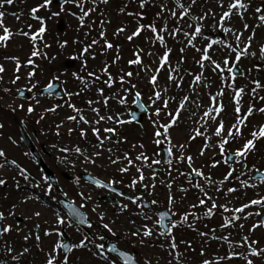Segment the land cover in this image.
<instances>
[{"label":"snow or ice","instance_id":"obj_1","mask_svg":"<svg viewBox=\"0 0 264 264\" xmlns=\"http://www.w3.org/2000/svg\"><path fill=\"white\" fill-rule=\"evenodd\" d=\"M110 0H64V3L60 5L59 12H53L52 16H59L61 12L65 11L64 5L74 4L79 12H72L71 15L76 16L79 20V26L85 27L86 21L93 13H99L101 17L104 16V12L100 11V5H108ZM131 2V0H130ZM14 0H0V46L7 47L9 41L14 35H22L30 39L33 44V50L31 56L27 59V65L32 66V70L28 73V79L31 81L32 77L36 75L35 72V60L33 57L47 56V53H41L37 41L42 40L45 32L47 31V23L45 18L37 16L36 14L40 9H49L53 4V0H43V3L33 7L31 9V16L33 19L39 20L41 26L36 32H29L20 29L18 32H13L4 22L6 12L3 11L5 5H12ZM137 11H129L128 4H125L120 8V13L127 16H134L136 18L137 26L130 34L126 36L129 42L134 41L137 37H140L142 33H151L147 37L150 44V48L146 51L143 47L138 45L134 46L133 56L134 59L128 61L129 70H120L119 76H114L109 71L111 65L105 63L100 69V72H88V76L91 77V81L85 80L83 77L76 75L78 80L84 84V90L92 84L97 82L103 83L109 89L115 88L110 95H105L104 87H98L97 93L99 99H89L87 101L88 110L93 113V118H89L85 114V110L78 108L74 103L67 102V107L71 108L75 115H70L67 120L75 122L76 124L88 125L92 134L95 136V143L92 144L95 151L89 152L87 148H82L80 145L75 147H60L59 151L64 155L57 157L60 163L66 166H71L73 169L77 166L78 162L85 165H95L97 159L102 157L105 152L109 155L107 157L111 165H117V171L121 174L129 173L130 170L135 167L138 176H133L131 183L128 185L131 189H136L137 185H142L146 190L151 187L155 189L156 185L144 184L146 179L144 175V167H152L153 164H159V160H153L149 163L150 157L141 151L135 159L132 158L129 152H124L121 155H117L120 149L117 147H105L106 142L111 144L114 138L118 135L119 129L117 125H124L131 121L125 120L121 117V114L111 110L110 100H116L120 105H125L128 102V95L133 94V103H136L139 107L145 108V105L141 103L142 92L139 89L137 83L133 82V78L140 77L141 73L144 74V78L147 83L151 85V95L148 96L149 106L153 107V115L156 117L152 121L155 131L156 145H161L163 142L168 144V155L173 156V147L180 150L179 155L176 157L177 163H186L190 172H180V175L189 177V184H192V177L201 178L204 183L197 182L193 186L199 189L202 193L201 197H198V203L192 204L191 208L195 209L200 206H204L211 201V206L206 208L205 215L212 217L216 214V209H222V213H228L229 215L224 219V222L220 225L221 229H241L245 228L244 223H238L240 221H247L249 218L255 216L258 217L251 227L247 230V233H239L240 239H231L233 233L229 232L225 235L216 236V229H211V239L222 241L227 245L225 254L217 255L214 258H204L201 264H228V262H234V264H264V246L261 245V240L255 238L251 233H255L257 229H264V171L260 167L253 164L251 167L248 165L249 156L256 152L257 141L264 140V123L257 124L250 132L249 136L245 135V129L251 124V119L257 114H264V105L257 106L256 100L264 102V82L258 78L250 79V87L247 85L237 84L239 77L248 78L252 69H248L247 72L242 70L241 60L242 58H258L260 63L255 65L256 70L259 72L264 69V43L260 44L259 52L252 50L254 41L257 38L256 29L264 28V3L260 4L252 10L251 15L254 18L255 23L250 24L248 22L249 10L252 8V0H215V3L219 9L207 7V0H204L205 7L198 9L197 0H136ZM146 7H156V11L153 21L149 24H145L142 21L146 17V13L143 11ZM15 15V13H13ZM239 17L242 22V29H238L233 25V17ZM17 19L20 17L17 16ZM170 22H174L171 23ZM96 21L92 20L88 25L89 28H93ZM106 23H111L110 20H100L101 31L99 36L103 39L104 43L101 45L104 52L114 47L113 43L107 39ZM29 29L32 27L28 25ZM249 29L251 31L249 32ZM126 32V27L121 26L116 29L114 35L119 36L120 33ZM222 33L224 38H216L213 33ZM245 32L248 35L245 36ZM231 38H234V41ZM172 40L179 44L180 58L173 60V48L169 47L168 41ZM204 41L205 43H200ZM67 41H63L60 44L61 48L67 46ZM100 40L92 39L90 44L85 45L77 57L83 59V66L87 67V59H84L89 53L90 49L99 44ZM159 45L163 49L162 54L156 50V46ZM45 47L50 45L45 44ZM117 49V55L113 63L118 62L121 59L119 54L120 46H115ZM192 49L196 53H199V57H193V64L198 67V71H193L191 67L183 68L187 57L184 55L186 50ZM234 54V57H233ZM92 58L95 59V53H91ZM152 57V63H145L144 57ZM6 59L11 60L15 64L14 79L11 80L12 84H16L21 79L19 73L24 66L19 57L10 56ZM134 66V67H133ZM183 69V70H182ZM211 72V76L207 75V72ZM6 72L4 64L0 63V81H3V74ZM166 73V80L161 82V73ZM220 78V84L218 91L212 92L213 85L216 84L215 77ZM190 78V79H188ZM187 79V86L185 87V81ZM119 85V87H116ZM127 85V87H125ZM37 87V84L32 83L31 87L27 90L31 92ZM54 85L49 83L45 89L47 92H52ZM176 90L183 92V95H178ZM5 92L11 91V89L5 88ZM230 91L231 100L234 104L233 112L230 118L227 117L226 105L222 99L225 92ZM20 97H24V91L17 89ZM73 93H69L70 97ZM79 95V92L75 93ZM248 95L250 101L247 107H244V96ZM205 97H207L208 103L205 104ZM36 103L40 101L33 96ZM172 103L176 104L175 109L170 108ZM95 105V106H94ZM102 105L104 111H101ZM11 107L13 112L16 111L15 107ZM18 107L23 110L24 105L20 104ZM59 105L47 109L46 111L55 112ZM27 111L29 114L35 111V108L29 104ZM163 113V117H162ZM182 113H185L187 120L192 121L195 127L188 131V141L196 140L198 137L202 138L204 143L200 150L199 155L204 156L205 152L209 148L219 150L221 159H213L210 168H217L222 164L227 166V172L219 181L215 180L211 174L205 173L203 169L195 166V158L188 154L185 155L186 144L180 143L174 145L172 142L171 130L179 127L180 123L184 120ZM135 117L133 116V119ZM227 118V122H226ZM43 119V116L41 117ZM111 123L113 126H108ZM63 126L61 124L56 125V135H60L59 129ZM4 128V124L0 123V129ZM74 131L73 128L68 129V135L70 136ZM87 128H80L79 135L82 138L87 139ZM3 133L0 132V136ZM163 138V140L161 139ZM215 138V139H214ZM13 144L16 143L11 137L8 138ZM243 143H240V141ZM126 142V137L124 138ZM115 143H121L120 140H116ZM233 144H239L238 147L233 148ZM57 145H53V148H57ZM136 147V145H133ZM139 147L143 149L145 146L140 144ZM74 157V158H73ZM81 158H83L81 160ZM141 162L137 164L136 162ZM126 162V163H125ZM169 160V165H171ZM6 165L14 166L19 176L23 177L25 181L33 182L35 177L31 175L28 169L21 166L16 159H9L8 153L5 148L0 147V169L5 168ZM239 165V168L237 167ZM177 171H179L177 169ZM249 173L253 175L249 176ZM171 174V173H169ZM156 173L153 172L152 179H155ZM241 176L246 177L241 179ZM43 181L47 184V191L51 194L52 184L49 182L50 177L45 175L42 177ZM92 183L101 189H110L113 192H117V189L113 187L118 183H123V179H110L105 182L100 179L89 177ZM231 180H239L241 188L254 189L255 198L248 200L239 206H230L232 193H236L239 189L235 186L224 188L226 183ZM77 183H79V177H77ZM7 180L0 178V186H5ZM16 187H21L19 181L16 182ZM33 187L40 188V183L35 182ZM169 189L168 204L170 206L175 205V196L171 194L172 182L167 184ZM215 189L217 193H223V199L225 203L218 204L217 200L221 197L210 195L209 190ZM180 190L187 193L188 189L181 186ZM67 196V193H64ZM83 201L90 200L91 194L80 192L78 194ZM121 197L125 196V193L118 192ZM151 195V193H149ZM245 195L247 192L245 191ZM40 198L34 194L25 195L22 197L20 204L25 205L29 201H38ZM131 204L137 205L140 210L137 214L142 216L144 220H151L152 216L148 215L144 209L150 208V205H157L159 202L156 199H152L150 204L144 200V194L128 197ZM17 205L13 204L7 211L0 210V238L5 235H10L14 231H21L18 223H9V217L16 216ZM86 207V204L82 203L80 208ZM98 207V206H97ZM129 204L121 203L119 205L120 212L127 211ZM248 210V211H246ZM93 211H97L93 208ZM73 221L66 220L64 216L59 213L55 217V227L45 230L44 235L49 237H56L51 249L46 253L45 264H70L69 254L75 250L85 249L91 252L94 257L98 258L103 264H140V260L136 255L131 254L127 250H121L117 244H112L109 247H105V243H96L98 236L100 241L105 240V236L98 232H85L82 238L77 243H70L64 239L65 227H75L76 231H81V226H86L88 229L93 228V223L88 217L78 211L77 208L72 207L70 209ZM42 212L40 210H34L32 216L40 217ZM176 215L170 207L168 211L158 214V219L155 221V227L149 226L148 223L142 224L140 227L131 230L128 234L131 237H135L139 240L141 245L144 244L145 238L153 237L154 235L168 238L167 253L171 257L169 264H187L184 253L179 252V245L175 239L173 230L182 224H186L189 221V217L192 216L195 219H199V216L195 212H185L179 221L171 219ZM106 214L104 212L99 213V220L101 221V227L106 229L108 233L113 236L117 235L114 225L115 220L105 222ZM135 223V221H133ZM189 227L193 225L189 224ZM40 227L39 224L36 225ZM31 233L24 236V240L30 238ZM201 237H208L209 233L200 232ZM36 240H40L39 234L36 235ZM187 247L191 249L190 242H184ZM5 247L7 252L11 255L16 252V255H11L13 261H17L19 264L20 257L25 253H28L29 248L25 247L22 251H17L15 248L8 246L5 241ZM163 248L164 245L162 244ZM194 250V249H193ZM115 254V255H112ZM201 256H205V252L202 249ZM144 264H153L152 259L145 256L143 258ZM159 264V261L156 262Z\"/></svg>","mask_w":264,"mask_h":264},{"label":"rangeland","instance_id":"obj_2","mask_svg":"<svg viewBox=\"0 0 264 264\" xmlns=\"http://www.w3.org/2000/svg\"><path fill=\"white\" fill-rule=\"evenodd\" d=\"M127 3H133V0L129 2L130 0H126ZM43 3V0H14V3L12 5H5L3 11L6 12V15L4 17L5 24L12 29V31L18 32L20 29H23L24 31L29 32H36L39 27L41 26V23L39 20H35L33 24H29L31 16V9L39 4ZM264 3V0H252V8L249 10L248 14V22L250 24H254V18L251 15L252 10H254L255 7L260 6V4ZM198 9H203L205 7L204 0H197ZM135 4H132L131 7L128 6L129 11H137L139 10ZM122 7L124 5H121ZM120 0H110L108 5H100V11L104 12V16L101 17L99 14V20L103 19L105 21L110 20L111 23H106L105 27L107 29V39L111 42H116L120 46L119 54L121 56V59L114 63L112 67H110L109 71L113 73L114 76H119L120 70L124 69L125 71L129 70L128 61L130 59H134L133 51L134 46L138 45L140 47H143L146 51L150 48V44L147 40V37L151 35V33L145 32L142 33L140 37H137L134 41L129 42L126 39V36L131 33L137 26L136 18L134 16H127L120 13ZM207 7L210 8H216V10L219 12V9L215 3V0H207ZM65 11L61 12L59 16H52L53 12H59L60 7H56L52 4L50 10L49 9H40V11L36 14L37 16L43 17L46 20L47 23V31L44 34V37L42 40L37 41V45L41 51V53H47V56H40V57H33L35 60V72L36 75L32 77L31 81L28 79V73L32 70V66L27 65L26 61L31 56V52L33 50V44L30 41L29 38L24 37L22 35H14L13 38L9 41L8 46L2 47L0 46V63L4 64L6 68V72L3 74V81H0V123L4 124V128L0 129V132L3 133L2 136H0V147H3L6 149L8 153V158L16 159L17 161L26 164L28 161V157L25 156L26 153H24V148L20 144L18 132L15 129L14 125L11 123V117L6 115L4 113V110H6L9 106L15 107L16 110L19 109L18 105L23 104L24 108L23 110H20V112L16 111V117L19 119L20 117H25V113H28L27 108L29 104H31L35 111L31 114H29V118H41L43 116V121L47 122L46 127H44L43 131L38 132V129L34 132L30 131V137L36 143V145L44 146V159L46 162H48L51 165H55L56 161H59L57 157L64 155L59 151L60 147H75L76 145H80L82 148H87L89 152L95 151L97 149H93L92 144L95 143V136L92 134L91 129L88 125L84 124H76L75 122L67 120V117L70 115H75L76 113L73 112V110L69 107H67V102L74 103L78 108L84 109L85 114L91 119L93 118V113H91L88 110L87 101L89 99H99L97 88L98 87H104L105 89V95H110L113 91H115V88L109 89L106 85L103 83L97 82L96 84H92L88 90H84V84L81 82V80H78L76 78V75H79L83 77L85 80L91 81V77L88 76V72H100V69L104 66L105 63H107V57L105 55V52L103 51L101 45H103L104 41L100 38L98 35L95 39L100 40V43L95 45L90 49V53L84 57V59H87V67L83 66V59L75 58L78 56L80 51L82 50V46H85L87 43L84 42L80 34L78 33V28L76 25L75 17L71 15L72 12H78V9H72L69 6H64ZM132 8V9H131ZM158 9L156 7H146L144 9V12L146 13L145 19L142 21L145 24H149L153 21L154 15ZM15 13V15H13ZM19 16L20 18L17 19L16 17ZM63 20L65 24V31L62 34H59L56 31V26L59 20ZM93 20V16L91 18ZM100 22V21H99ZM233 25L234 27L238 29H242V22L240 21L239 17L234 16L233 17ZM174 23V22H170ZM28 25H31L32 27L29 29ZM125 26L126 32L120 33L119 36L114 35L117 28ZM96 29H100L101 31V25L99 23L98 27ZM251 29H249V32ZM257 32V38L254 41L253 49L259 52V46L260 44L264 43V28H258L256 29ZM0 33H2V30H0ZM214 37L216 38H224V35L222 33H213ZM248 35V32H245V36ZM234 41V38L229 37ZM63 41H67V46L64 48L60 47V44ZM169 47L173 48V54L172 58L173 60H178L180 58V52L179 47L180 45L175 43L174 41L170 40L168 41ZM200 43H205L204 41H201ZM50 45V47H45L44 45ZM78 45H82L79 47ZM114 45L113 54H117L116 45ZM80 48V49H79ZM156 50L159 51L161 54L163 52V49L159 47V45L156 46ZM91 53H95V59L92 58ZM184 55L187 57L186 62L183 65V68H189L191 67L193 71H198V67L193 64V57L196 58L199 57V53H196L192 49L186 50ZM10 56H16L19 57L22 64L24 65L20 70V77L21 79L16 83L12 84L11 80L14 79L15 73V64L13 61L6 59V57ZM116 57V56H115ZM114 57V58H115ZM234 57V54H233ZM72 60L74 62V65L71 69H66L64 67L65 63L67 61ZM145 63H152V57L145 56L144 57ZM260 63L258 58H242L241 65L242 70L247 72L248 69H252L250 76L248 78L245 77H238L237 84L240 85H247L250 87V79L252 78H258L262 82H264V69L261 71H257L255 68V65ZM134 67V66H133ZM183 70V69H182ZM207 75H212L211 72H207ZM161 82L166 80V73H161ZM190 79V78H188ZM57 80L61 83L65 96L62 100H55L52 98L47 97H40L38 92L40 89L44 88L49 82ZM216 84L213 85L211 91L216 92L218 91V87L220 84V78L218 76L215 77ZM133 82L137 83L139 86L140 91L142 92V103L145 105V108L147 109L146 115L143 117L141 123L134 124L132 122L126 123L124 125H117L116 127L119 129L118 135L115 137L116 140H120L121 143L117 144L115 141H113L111 144H108L106 142L105 147H112L113 149L119 148V153H116L117 155H121L124 152H129L133 159L141 152L143 151L146 155L150 157L149 163H151L153 160H158V148L161 145H164L168 147L167 142H163L161 145H156L154 143L156 137H155V131L156 128L154 127L152 121L156 119V117L153 115V107L149 106L148 96L151 95V85L147 83V80L144 78V74L141 73L140 77L133 78ZM35 83L37 84V87L33 89L30 94L31 98L30 101L26 103H21L15 101L13 98V94L17 91V89H25L27 90L29 87H31V84ZM68 84V85H67ZM187 86V79L185 81V87ZM116 87H119V85H116ZM127 87V85H125ZM8 88L11 89L9 92H5L4 89ZM79 92V95H75V93ZM178 95H183V92L180 90H176ZM69 93H73V95L70 97L69 101ZM264 95V92L261 93ZM33 96L36 97L40 101L39 104L36 103V100L33 99ZM225 105H226V113L227 117L230 118L233 112L234 104L231 100V93L230 91H226L224 97H222ZM134 95L129 94L128 95V102L125 105H120L116 100H110L111 110L114 112H118L121 114V117L125 120L130 121L129 117V111L131 108V105L133 104ZM81 102V105H78V102ZM250 101V97L248 95L244 96V107L246 108L248 105V102ZM19 103V104H18ZM208 103L207 97H205V104ZM255 103L257 106L264 105V102H261L259 100H256ZM56 105H59L57 107L55 112L52 111H46L49 108H52ZM95 106V105H94ZM101 107V111L103 112V106L98 105ZM176 104L172 103L170 105V108L175 109ZM10 109V107L8 108ZM41 115V116H40ZM182 116L184 117V120L180 123L179 127L174 128L171 130L172 134V142L174 145L185 143L186 149L185 155H192L195 158V166L198 168L203 169V171L207 174L211 172L213 178L217 181L222 179L224 175L227 172V166H224L223 164L217 168H210V164L212 160L215 158L217 160L221 159L219 155L218 148L213 149L209 148L208 151L205 152L204 156H200V150L203 146V139L198 137L196 140L188 141V131L189 129L195 127V125L192 123V121L187 120V116L185 113H182ZM163 117V113H162ZM251 119V124L248 126L247 129H245V135L249 136L250 138V132L251 130L259 123H264V114H257L254 118ZM63 122V126L59 129L60 133H64L63 135L60 134L56 137L55 140L52 141V143H44L45 138H49L52 135H56V125L61 124ZM227 122V118H226ZM108 126H113L111 123L108 124ZM73 128L74 131L72 134L65 135V133H68L69 128ZM80 128H87V139L82 138L79 135ZM47 130V132H45ZM36 133V134H35ZM11 137L13 140L16 141L15 144L12 143L11 140L8 138ZM126 137V142H124V138ZM163 140V138H161ZM215 139V138H214ZM240 143H243L241 140ZM140 144H143L145 147L141 149L139 147ZM53 145H57V148H53ZM133 145H136V147H133ZM239 144H233L232 147H238ZM38 147V146H37ZM180 150L173 147V156H171V165L169 163L167 165L159 164H153L152 167L156 169H161V173L157 176H155V179L152 180V183L156 185L155 189H152L153 195L157 194L156 200H158V209H165L168 210L170 207L172 208V211L176 213L173 220L179 221L181 216L185 213V208L189 207L190 212H195L197 216H199V219H196L195 225H197L195 228L202 231H207L209 229L211 233V229H216L215 235H225L228 234V231H225V229H221L220 225L224 222V219L229 215L228 213H222V209L217 208V211L220 213V217H211L207 218V222H202L200 219L201 217H204L205 212L203 210H206L207 207L211 206V201H208V203L204 206L197 207L195 209L191 208L192 204L198 203V197L202 196V193H200L199 189L194 187L193 185L197 182L204 183V181L201 178H197L195 181L192 180V184H189V177L180 175V172H190L191 170L188 168L186 163L180 164L177 163L176 157L179 155ZM108 153L105 152L104 155L97 159V162L95 165H85L81 162L77 163V166L74 169H77L79 172L82 171V169H87L90 172H96L98 176H102L104 180L110 179H123V183H118L115 186L125 189L126 183L131 182V179L133 176H138L139 174L136 172L135 167H133L129 173L121 174L117 171V165H111L107 159ZM24 156V157H23ZM25 158V159H24ZM74 158V157H73ZM83 158H81L82 160ZM126 163V162H125ZM137 164H140L141 162L137 161ZM62 168L64 169H73L71 166H65L63 163H58ZM253 164H255L257 167H260L262 171H264V140L257 141V150L255 153L249 156L248 159V165L251 167ZM29 165V164H28ZM32 168L33 165H29ZM144 167V175H148L146 172V169L148 167L145 165ZM239 168V165H237ZM9 168L11 169L10 165H6L5 168L0 169V178L13 176L15 177V180H13L11 183L7 180V184L5 186H0V210L5 211L7 214V211L11 208L13 204H16L18 207L16 209V216L15 217H9L8 222L9 223H18L21 231H14L10 235H5L0 240V264H18L17 261H13L11 259V255H16V252H13L11 255L7 252L5 247V241L7 242L8 246H11L15 248L17 251H22L23 248L27 247L29 248V252L25 253L23 256L20 257L19 264H45L46 259V253L51 249L53 243L56 240V237H49L45 236L44 232L45 230L55 227V217L57 212V206L55 205L53 201V194H49L47 191V185L43 181L42 176L40 173L32 170V175L35 176V181L27 183V185L30 186L31 191L28 189H25L23 187H20L17 189L16 183H13L15 181H19L18 176L15 172L9 171ZM177 169L179 171H177ZM171 173V174H169ZM249 175H252V173H249ZM246 177L241 176V179H244ZM35 182L40 183V188L33 187V184ZM169 182H172V190L171 194L175 196V205L170 206L168 204V195H169V189L167 187V184ZM20 183V182H19ZM22 184V181L20 185ZM24 184H26L24 182ZM144 184H149L147 182H144ZM142 185L138 184L137 188ZM181 186L184 188H187V193H184L180 190ZM235 186L239 190L236 193H232L231 196L235 197L231 199L230 206H239L242 203L247 202L248 200L255 198V190L254 189H243L241 188L239 184V180H231L229 183H226L224 185V188ZM79 187V185H78ZM143 187V186H142ZM80 192H86V190L79 188ZM245 191L247 192V195H245ZM52 192V191H51ZM136 195V189L133 191ZM210 195H213L214 197L219 196L220 199L217 200L218 204L225 203V200L223 199V193H217L215 192V189L209 190ZM36 195L39 196L38 201H29L25 205H21L20 201L23 196L25 195ZM152 199H155L152 197ZM90 206L89 209L87 208V214L92 218V221L94 223L100 224L101 221L99 220V213L104 212L106 214L105 216V222H110L115 220V231L117 232L116 239H119V244L121 248H125L130 250L134 255L137 256V258L140 260V264H144L143 258L145 256L152 259L153 264H156L157 261H159V264H169V261L171 260V257L168 256L167 253V245H168V238L160 237L157 235H154L151 237V240L154 241V245L150 246V243L148 245V240L144 242L143 245L140 243H135V240L131 238L128 234L131 230H134L138 227H140L142 224V217L138 215V210L136 206H129L128 210L119 214V215H111L114 212L112 209L117 210L116 207L110 206L109 204L102 205L101 203H97L96 200H90ZM189 205V206H186ZM98 206V207H97ZM93 208H96L97 211H93ZM34 210H40L42 212V215L40 217H34L32 216V212ZM248 211V210H246ZM207 217V216H206ZM191 219H194V217L190 216ZM210 219V220H209ZM259 219L258 217H251L247 221H240L238 223H244L245 228L243 230L235 228L234 233L231 237L233 240H239L240 235L239 233H247V230L251 227V225ZM209 220V221H208ZM135 221V223H133ZM209 222V224H208ZM39 224V234L40 240H36V235L34 233V227ZM153 223H150L149 226H152ZM185 224H182L178 226L176 229L173 230L175 239L178 242H180L178 251L184 253L185 259L187 261V264H201V261L204 258H214L215 256L223 255L226 252L227 245L223 243L222 241L216 240L213 245L209 247H204L200 243L199 248L200 251L203 249L205 252V256H201L200 253H196V257L190 253L187 254L184 252L182 241H184L186 238L188 240L191 236L186 235L185 237L184 228ZM152 227H155L154 225ZM209 227V228H208ZM65 232L73 239V243L79 242V240L82 238L83 234L85 232H95L93 231H86L81 230L79 232L76 231L75 227H65ZM106 230V229H105ZM31 233L30 238L28 240H24V236ZM106 233L110 236H113L111 233H108L106 230ZM251 235L255 238H258L261 240V245L264 246V229H257L255 233H251ZM148 239V238H145ZM187 241V240H185ZM193 242V240H191ZM97 243V240H96ZM164 245L162 248L161 245ZM146 246V247H145ZM70 256V264H103L101 260L94 257L91 252H88L85 249H79L73 251V253L69 254ZM75 261V262H73ZM228 264H234V262H228ZM257 264H260L259 261H257Z\"/></svg>","mask_w":264,"mask_h":264},{"label":"flooded vegetation","instance_id":"obj_3","mask_svg":"<svg viewBox=\"0 0 264 264\" xmlns=\"http://www.w3.org/2000/svg\"><path fill=\"white\" fill-rule=\"evenodd\" d=\"M28 115H29V113L25 117H22L21 122L24 125L25 129L30 133V131L34 132L36 130V126L33 123V119L29 118ZM12 121H13V124L17 127L19 121H17L14 117H12ZM38 132H39V130H38ZM37 146L39 147V148L38 147L37 148L40 151H42L43 156H45L44 146H39V145H37ZM26 156H28V161H27L25 166L23 165V167L28 169V171L30 173L32 170H34V171L40 173V175L42 177L45 176L44 173L41 172L40 168L36 165L35 160L33 158H31L28 154ZM46 163L51 168V170L55 176V179H56V186H55V188H52V190H51L52 191L51 194L54 195L53 201H54L55 205L57 206V212L61 216H64L66 220H70V219H68V214L60 203L62 200H66V201L71 202L75 207H77L82 212H84L89 217L90 220H92V218L87 214V211H88L87 208L89 209L90 202H91L90 200H96L97 203H101L102 205H105L107 203L110 206L116 207L117 210L112 209V211L114 213L111 215L121 214L120 209H119V205L121 203H127L131 207H133V206L137 207V205L131 204L129 200L117 197L113 192H110L106 188L105 189L97 188L92 183L86 182L85 173H89L93 177L100 179L102 181H105V182L109 181V178H108V180H104L102 178V176H98L96 174V172H90L87 169H82V171H80V172L77 169H64L58 164V163H60L59 161H56L54 166L51 165L52 163L51 164H49L48 162H46ZM28 164L29 165L31 164V166L33 165L32 168H34V169H31V167H29ZM11 170L17 174L19 181L20 182L22 181L21 187L31 191L30 186L27 185V183H29V182L25 181L23 179V177L19 176L16 169H11ZM146 172L148 173V175L145 176L146 179L144 180V182H147V183H149L148 185H151V184H153L152 183L153 171H152V169H146ZM32 174L33 173H31V175ZM157 175L158 174H156L155 176H157ZM249 176H251V175H249ZM33 177H35V176H33ZM77 177H79V183H77ZM16 182H13V183H16ZM24 182L26 184H24ZM129 184L130 183H126L127 187H125L126 189H123V190H125L130 196H135L136 194L133 192L134 189L129 188L128 187ZM78 185H79V187H78ZM115 187H117V186H115ZM79 188L86 190V192H85L86 194L90 193L92 198L88 201H83L82 198L78 195L80 193ZM136 192L138 195L143 193L144 194V200L146 202H148L149 204H150V201L152 200V197H154L155 199L157 198V194L153 195L151 187H149L146 190L144 187L140 186V187L136 188ZM64 193H67V196H65ZM149 193H151V195H149ZM113 197H116L115 201H111L110 198H113ZM82 203L86 204V207L80 208V205ZM186 206H189V205H186ZM137 210H138V212L140 211L138 208H137ZM160 210H165V209H158V205H150V208L144 209V211L147 212L148 215L152 216V219L146 221L142 218L143 222H141V224L153 223L152 226L153 225L155 226V221L157 220V213ZM203 211L205 212L206 210H203ZM215 211H216V214L212 217H220V213L217 211V209ZM185 212H190V208L186 207ZM140 217H142V216H140ZM201 218L202 219H200V221L204 222L205 219L211 218V217H208V216L206 217V215H204V217H201ZM195 221H196V219L194 220V219H191L189 217L188 223H186L184 225L185 226V232H184L185 237H187L186 235H189L191 237L189 240H188V238H186L185 240H187V241H185V240L182 241L183 245L181 244V246L183 247V250L185 253H187V254L192 253L196 257V253L197 252L200 253V248H199L200 243L202 244V246L204 248V247H209V246L213 245L216 240L210 238L212 236V232L210 233L209 229L207 231H202V230L196 229L195 227L197 225H195ZM189 224L193 225V227H189L188 226ZM208 224H209V222H208ZM93 230H95V232H98V233L103 234L105 236L104 241L107 242L106 245H108L109 243L115 242L118 245V247H120L119 239H121V238L116 239V236L108 235L106 233V230L103 229L100 226V224L93 223ZM225 231L234 233L233 229H225ZM200 232L209 233V236L208 237H201ZM131 238H133L135 240V243H139V240L137 238H135V237H131ZM96 240L98 243H101V242L104 243V241L99 240L98 236H97ZM147 240H148V245H149V243H150V246L154 245V241L151 240V237H149L148 239H145V241H147ZM191 240H193V242H191ZM184 242H190L191 246H192L191 249H189L187 247V244ZM72 243H73V239H72ZM123 249H125V248H123ZM197 264H199V263H197Z\"/></svg>","mask_w":264,"mask_h":264},{"label":"water","instance_id":"obj_4","mask_svg":"<svg viewBox=\"0 0 264 264\" xmlns=\"http://www.w3.org/2000/svg\"><path fill=\"white\" fill-rule=\"evenodd\" d=\"M58 4H63L64 0H57ZM63 23L59 22L57 29L59 32L63 31ZM67 67L70 66V64L68 63V65H66ZM54 85L53 91L52 92H47V91H42V93H49L52 94L54 96H56L57 98L62 97L63 93L61 91V87L57 82L52 83ZM27 93H24V96H26ZM134 107L137 109L136 112H132V118L133 116L135 117L133 120H135L136 122H139L141 117L145 114V110L144 108L139 107L136 103L134 104ZM21 139L24 142V144L26 145L27 149L30 151V153L36 158V161L41 165L42 169L46 172V174L51 178L50 182L51 184L54 186L55 182L53 179V175L51 174V172L44 166L43 162L41 161L39 155L37 154L35 148L33 147L30 139L28 138V136L25 134V132L23 130H21ZM159 155H160V160L164 163L167 164L169 161L170 156L168 155V150L165 147H160L159 150ZM89 182H92L89 178L86 179ZM69 206V205H68ZM71 207V206H69ZM161 213V212H160ZM68 214L69 216L73 219V221L76 223L75 219L72 217L70 209L68 210ZM159 214V213H158ZM86 227V226H85ZM1 239V238H0ZM64 239L68 242H70V239L66 236H64Z\"/></svg>","mask_w":264,"mask_h":264},{"label":"trees","instance_id":"obj_5","mask_svg":"<svg viewBox=\"0 0 264 264\" xmlns=\"http://www.w3.org/2000/svg\"><path fill=\"white\" fill-rule=\"evenodd\" d=\"M98 14H99L98 12L92 14L93 20L96 21V23H95L93 28H89V26H88L91 23V21H92L91 20L92 16H90L88 18V20L86 21V25L83 28H81L79 26V20L76 23L77 26H78V31L81 33L80 36L82 37V39L85 40V42L90 40V39H92V38H96L99 35V30L96 29L98 27V25H99V15ZM80 46H82V45H80Z\"/></svg>","mask_w":264,"mask_h":264}]
</instances>
